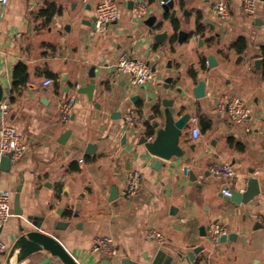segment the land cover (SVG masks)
<instances>
[{"label":"crops","instance_id":"obj_1","mask_svg":"<svg viewBox=\"0 0 264 264\" xmlns=\"http://www.w3.org/2000/svg\"><path fill=\"white\" fill-rule=\"evenodd\" d=\"M101 1L8 0L0 15L4 121L28 144L9 171L0 170V190L12 193L0 264H63L43 249L17 259L13 245L27 231L51 234L77 264H149L159 250L176 257L166 264H264V0L252 15L242 12L241 0H224L231 22L213 15L216 0H170L166 10L159 0H115L119 18L96 33L94 7ZM139 1L147 13L137 20ZM119 52L151 65L154 79L133 87L107 68ZM18 65L26 79L13 89ZM46 79L52 83L44 85ZM200 81L205 95L195 98ZM90 84V95L79 92ZM218 94L239 97L251 109L249 120L232 124L215 109ZM67 98L73 109L62 124L58 106ZM127 111L135 117L132 127L123 120ZM173 130L177 155L162 159L142 142L159 143ZM219 162L235 168L232 179L207 171ZM132 170L140 172V185L123 198ZM250 179L259 192L246 203L221 192L243 193ZM17 186L19 216L13 212ZM212 222L227 228L218 245L207 237ZM149 228L166 243L146 239ZM100 236L112 239L111 255L93 250Z\"/></svg>","mask_w":264,"mask_h":264},{"label":"built area","instance_id":"obj_2","mask_svg":"<svg viewBox=\"0 0 264 264\" xmlns=\"http://www.w3.org/2000/svg\"><path fill=\"white\" fill-rule=\"evenodd\" d=\"M170 0H159L160 6H165ZM259 0H241L242 12L246 15H252L255 11ZM211 6V11L214 16L225 22H231L233 16L229 10L228 3L224 0H216ZM8 4V0H0V15ZM147 13V4L144 1L136 2L133 7V16L135 19H142ZM120 16L119 6L115 0H105L97 2L94 7V23L93 29L96 33L104 32L108 26L116 21ZM264 58V53H263ZM114 72L128 77L129 84L133 87H143L154 79V71L151 65L147 62L131 57L126 52L117 53L114 61L110 65H106ZM52 83L51 79L43 81L44 85ZM210 96V94H207ZM73 99L67 98L59 103L58 113L59 121L62 124H67L72 114ZM215 109L218 112L225 113L232 124L242 125L246 123L251 114V109L246 106L243 101L235 96L229 94H218L214 97ZM8 101L3 98L0 101V156L10 154V164L17 163L24 152L27 150L25 140L21 137L14 125L8 124L4 121L8 113ZM124 123L127 127H132L135 124V117L131 111H127L123 116ZM192 124V136L197 138L199 135V128L197 125V117L191 116L189 118ZM249 129L247 128L246 131ZM147 141H151V137H147ZM235 168L230 163L219 162L211 163L207 167V171L222 180H230L235 175ZM140 180V172L132 170L125 175V185L121 190L120 196L123 198L132 197L138 187ZM226 197L231 196V190L225 187L221 190ZM12 215V193L8 190H0V254L7 252L8 246L3 240L2 229L8 222ZM261 228L264 230V219L261 220ZM227 233V228L219 224V222H212L207 229V237L211 243L218 245L221 237ZM144 237L148 240L155 241L159 246L166 243L163 234L155 229L149 228L144 232ZM93 250L98 251L103 255L112 254V239L109 236L96 237L92 242Z\"/></svg>","mask_w":264,"mask_h":264},{"label":"water","instance_id":"obj_3","mask_svg":"<svg viewBox=\"0 0 264 264\" xmlns=\"http://www.w3.org/2000/svg\"><path fill=\"white\" fill-rule=\"evenodd\" d=\"M172 4L169 1L164 7V10L168 9ZM180 36L183 33H179ZM158 37H161L159 35H155L156 39H159ZM212 58L208 59L209 64H212ZM259 62V61H256ZM93 89L92 84L83 87L79 90V92L87 93L88 95L91 94ZM179 93V91H177ZM194 97L195 98H201L205 95L204 93V82L200 81L198 86L196 87L194 91ZM4 95V88L2 84L0 83V101L3 99ZM179 124L177 125V127ZM161 140L159 143H152L150 141H147L146 138L142 137V142H146L147 149L151 151L154 155L166 159L169 158L172 155H177L178 151L175 148V140H176V130H173L163 136L160 137ZM150 142V143H149ZM93 148L92 145H89L88 149ZM9 156L10 154H5L0 156V170L7 172L10 169V163L9 162ZM157 163L160 165L162 164L161 161H157ZM248 188L245 192L240 193L239 191H231V196L229 199L235 203H246L250 199H252L254 196H256L259 192L257 181L255 179H250L248 181ZM19 191L20 187L17 186L14 194H13V212L15 215L20 214V206H19ZM225 236L221 237V240H225ZM43 249L52 256L54 255L57 257L63 264H77L76 261L71 257L72 255H69V253L63 248V246L53 237L51 234L43 232V231H27L23 233L21 236L17 237V240L15 241L13 245V249L11 251L12 254L14 250L18 251L17 259H19L22 256L28 255L34 251ZM201 249V247H196L191 253L188 254L189 259L192 258L193 253L198 252ZM11 254V255H12ZM10 255V257H11ZM174 255L170 253H166V251L159 250L156 256L153 258V260L149 264H166L168 261H173ZM165 261V263L163 262ZM169 263V262H168ZM129 264V263H128ZM176 264V262L174 263Z\"/></svg>","mask_w":264,"mask_h":264},{"label":"trees","instance_id":"obj_4","mask_svg":"<svg viewBox=\"0 0 264 264\" xmlns=\"http://www.w3.org/2000/svg\"><path fill=\"white\" fill-rule=\"evenodd\" d=\"M236 46L238 47V49L240 48L242 49L244 46V41L240 39V41L237 42ZM263 70H264V64H263ZM25 79H26L25 68L23 65H18L14 71L13 89H15L16 86H18L22 82H24Z\"/></svg>","mask_w":264,"mask_h":264}]
</instances>
